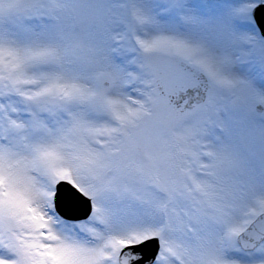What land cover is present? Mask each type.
Instances as JSON below:
<instances>
[{"label": "snow or ice", "instance_id": "6c2138e0", "mask_svg": "<svg viewBox=\"0 0 264 264\" xmlns=\"http://www.w3.org/2000/svg\"><path fill=\"white\" fill-rule=\"evenodd\" d=\"M0 264H264V0H0Z\"/></svg>", "mask_w": 264, "mask_h": 264}]
</instances>
